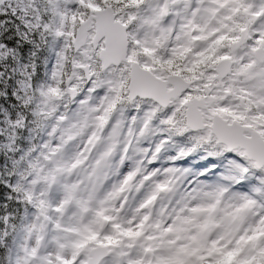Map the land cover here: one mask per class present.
<instances>
[{"label":"snow or ice","instance_id":"obj_1","mask_svg":"<svg viewBox=\"0 0 264 264\" xmlns=\"http://www.w3.org/2000/svg\"><path fill=\"white\" fill-rule=\"evenodd\" d=\"M0 264H264V0H0Z\"/></svg>","mask_w":264,"mask_h":264}]
</instances>
